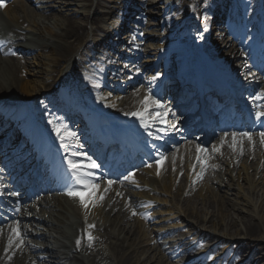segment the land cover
I'll list each match as a JSON object with an SVG mask.
<instances>
[{"label":"bare ground","instance_id":"obj_1","mask_svg":"<svg viewBox=\"0 0 264 264\" xmlns=\"http://www.w3.org/2000/svg\"><path fill=\"white\" fill-rule=\"evenodd\" d=\"M44 1L49 10L56 11L59 14L61 13V17L56 14H51V17L44 18L33 14L32 10L28 9L23 23H18L17 17H9L7 20L0 23V48H2V52L13 50L22 53L21 51H25L27 54L37 55L32 62L34 70L30 71V75H32L33 79L26 81L19 78V68L13 64L17 61L16 57L8 61L0 59L1 124H3L8 117H11V114H8V109L11 107V104L20 103L23 100L22 97L18 96L20 91L27 96L26 101H32L37 96H41L48 92L47 87H49L52 82L56 83L57 80L59 82L62 72L67 66L66 62L71 57L73 50L86 41V37L88 36L85 35V32L89 22H92V24L95 23L97 26V23H101L107 12L112 9L111 4L115 3V0H97V5L94 8L95 12L91 16L90 12L86 10L87 8L94 7V5L87 4L90 0ZM213 1L214 0H158L153 3H157L162 10L169 11L173 8L175 13H180V15H182L181 18H187L188 22L196 20L197 15L194 14H198L200 17H203V15L206 16L208 12L212 10ZM22 4H24L23 1L16 2V8L23 9ZM183 5H188L186 10L183 9ZM140 12L141 11H139V13ZM238 13L240 12H237L236 15H238ZM77 15L83 17L80 22L75 18ZM241 18L242 16L236 17L237 20ZM26 21L30 23V26L24 29L22 26ZM46 22L53 25L60 33H53L45 29V27L41 29L40 25H45ZM138 22L140 25L135 29L139 32V30H141L140 27L142 25H147V23L146 20L143 19V16ZM45 32L47 33L45 34ZM136 36L137 38L143 39V41L158 40V36L151 33ZM74 46L77 47L74 48ZM41 50L46 51L47 54L39 52ZM183 66L189 69L188 65H185V62ZM53 74H57V76L53 77ZM50 81L52 82L50 83ZM122 85L127 87V90L131 89L128 93V100L124 104L128 107L130 103L137 100V97L140 96L142 92L138 91L139 93H135L137 89L133 88L134 83L132 84L126 81L123 82ZM110 87L113 91L117 90L115 92L116 95L117 92L124 88L117 84L110 85ZM11 100H15V102ZM175 126H177V124H175ZM245 145L246 142H236L237 148L244 147ZM162 151L163 153L165 152V150ZM177 151L178 153L180 152V150ZM208 151L209 150L200 151V155H204L208 153ZM189 152L190 156L193 157L194 153L192 151ZM210 155H214L213 157L215 160L213 161L220 159L215 156L214 152H211ZM201 159L204 160L205 158L202 156ZM235 171L236 169H225L224 174L227 177L221 172L217 174L216 184L219 191H223L221 195L216 193V195L203 196V192L200 190L198 192L199 195L196 196L197 202L193 200L192 202L191 200L186 202L184 212L187 218L185 224L182 223L186 225L185 227L188 229L186 230L187 233L180 235V237L195 236L197 238L213 239L215 242L221 236L227 237L230 242L229 244H234L238 248L239 255H246V257L250 259L249 264H264V198L260 197L257 193V190L260 189L262 194H264V177L256 168H254L253 172L255 173H252V175L248 173L250 172L249 169H247L246 172L248 174L245 173L247 174L245 176L243 173H238L236 176L234 173ZM155 184H157L155 177L150 175V178L144 185L152 188L155 187ZM240 191L243 192V198L245 200L243 199L244 202L242 201L237 204L235 199L237 196L242 195L239 194ZM233 192H236L237 195ZM229 195L232 197H229ZM139 197L150 200L154 198L150 197L149 193L140 195ZM200 200L201 203L199 207H197L196 205H198ZM157 201L159 200L157 199ZM57 202L59 203L58 207L63 208L64 212H58L53 207L49 208L48 212L51 213L49 216L54 220L52 225L47 224L42 216L34 213L23 214L21 217L18 216L17 223H12L10 226L6 224L4 225L5 227L0 228V231L2 228H8L7 233L0 236V264H42L43 262L44 264H86V262L89 263V261H91L92 264L94 262L93 259L89 260L86 256L83 259V254L75 253L76 249L71 241L74 234L67 233L64 229L67 227L71 230L74 227L75 224L71 221V218L75 216L76 212L68 203L62 206L63 203L60 199H58ZM164 208H166L165 205L162 209ZM166 212L167 214L177 213L175 207ZM187 220L188 222H186ZM109 223H112L115 227L118 221H111L110 218ZM45 225L51 227L45 228ZM17 226H19L21 233L20 239H16L13 232V229L17 228ZM34 227L40 228L39 237L44 241L43 244H38V242L35 241L32 233ZM105 227L109 228V224H106ZM114 227L111 228L113 230L110 229L108 236L112 244H115V246L119 248L115 250L110 249L111 251L98 248L96 258L99 257L101 262L105 261V264H149L150 260H143V254L137 249V247H141V243L138 244L137 247L131 248L132 238L129 237L130 230L128 227L119 226L116 230ZM105 233H107V231ZM10 238L13 240L11 247L9 246ZM3 243L8 244L7 249H5ZM27 251L35 255V261L33 263L25 256L27 255ZM82 253H90L91 255L93 252L87 250ZM120 256L127 257L122 258ZM17 257H19V260Z\"/></svg>","mask_w":264,"mask_h":264},{"label":"snow or ice","instance_id":"obj_2","mask_svg":"<svg viewBox=\"0 0 264 264\" xmlns=\"http://www.w3.org/2000/svg\"><path fill=\"white\" fill-rule=\"evenodd\" d=\"M5 6H6V0H0V8H4ZM150 104L155 105L157 107L160 106V103L158 100H153L151 98V96H149L144 101L145 111H147V107ZM131 115H133L134 117L143 119L145 113L144 112H134ZM256 118L257 119L264 118V111L257 112ZM50 123H52V121H50ZM54 127H55V131L57 132V135L61 136V128L59 126H56V125H54ZM241 135L247 137L249 140L252 139L251 134L248 132L241 133ZM235 137H236V134L233 133L234 140H235ZM260 137H261V140L264 141V132L260 133ZM65 147H67V145H65ZM198 151H204V150L198 149ZM68 165L72 171V176H73V180L75 181L76 187H75V189H70L67 192V195L72 196V197H78L80 199L81 204L87 209L89 207V201L92 200V198L95 196V193L99 189V184L97 183L96 178L94 176V173L92 171V170L98 168L99 165L96 164V162L94 160H90V159H89L88 163H86V164H81L78 161L69 160ZM149 166H151V165H149ZM130 175L134 176V173L130 174ZM125 179H128V177H125ZM113 183H114V181L109 180L108 181L109 187H111V185ZM86 193H87V197L85 195ZM0 195H3V192H0ZM99 199L103 200L104 197L100 196ZM135 214L136 213L134 212L133 215H135ZM90 227H94V225H92ZM13 232H14L15 238L20 239L21 233H20L19 226H17V228L13 229ZM88 239L91 242L92 236L90 234L88 236ZM12 243H13V240L10 238L9 239V246L10 247H11ZM79 243L80 242L77 241V244H79Z\"/></svg>","mask_w":264,"mask_h":264},{"label":"rangeland","instance_id":"obj_3","mask_svg":"<svg viewBox=\"0 0 264 264\" xmlns=\"http://www.w3.org/2000/svg\"><path fill=\"white\" fill-rule=\"evenodd\" d=\"M60 17H61V15H60ZM75 18H78L77 16L75 17ZM82 18V17H81ZM76 20H79V19H76ZM144 50L145 51H148V48H144ZM31 60V59H30ZM29 62H33V61H29ZM32 64V63H31ZM34 70V69H33ZM30 79H33V77H31ZM20 96H24V94L22 93V92H20ZM242 160H244V159H242ZM242 160H241V162H242ZM238 162V160L237 161H235V163H237ZM241 162H239V164H238V166H237V168H238V173L239 172H243L244 171V176L245 175H247V174H245L246 172H245V169H247V167H245V168H242V164H246L247 163V160H246V162L244 161V163H241ZM198 163V162H197ZM228 164V159L226 158V157H223L219 162H218V164L217 163H215V164H213V165H209V166H206V169H207V171H208V176L209 175H211L210 173L212 172V170H220L222 167H225L226 168V165ZM196 166V165H195ZM195 168V167H194ZM204 179H206V178H204ZM200 180H202V178L201 179H199V181ZM195 181H196V179H195ZM178 186L179 187H181L182 189H183V187H184V183L183 182H181V183H179L178 184ZM234 194H236V192H233ZM257 193L259 194V196L260 197H263L264 198V194H262V192L260 191V189H258L257 190ZM230 194V193H229ZM172 195V197H174L175 196V194L174 193H172L171 194ZM237 195V194H236ZM229 197H232V196H230L229 195ZM244 198H243V195H239V196H237L236 197V199H235V201L237 202V204L238 203H241L242 201L244 202V200H243ZM179 200H181V198H179L178 199V201ZM175 202H176V200H175ZM180 208H182L181 206H180ZM183 212V211H182ZM185 220H186V215L184 216V219H183V223L185 224ZM183 224V225H184ZM171 231H173V228H171ZM176 234V233H175ZM174 234V235H175ZM221 234H223V233H221ZM173 235V236H174ZM223 238H227V237H223ZM225 241H228V240H225ZM207 242H210V240H208L207 239ZM229 261H230V263L232 264H236L237 263V260H238V258H236L235 256H234V253H231V255H229L228 256V258H227Z\"/></svg>","mask_w":264,"mask_h":264}]
</instances>
